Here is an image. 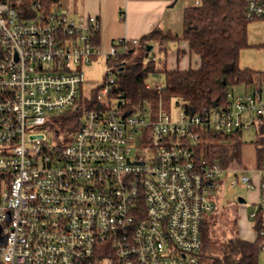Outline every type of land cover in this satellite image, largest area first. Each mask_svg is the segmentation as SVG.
<instances>
[{
  "label": "built area",
  "instance_id": "built-area-1",
  "mask_svg": "<svg viewBox=\"0 0 264 264\" xmlns=\"http://www.w3.org/2000/svg\"><path fill=\"white\" fill-rule=\"evenodd\" d=\"M246 16L264 19V0H247ZM98 29L95 15L62 6L24 17L0 0V264H201L212 192L235 172L229 188L257 192L255 220L264 168L257 180L239 176L241 167L197 160L195 146L202 132L243 133L264 118V82L194 114L179 105L174 117L161 105L128 109L108 67L99 105L61 130L55 118L82 108L83 68L102 54Z\"/></svg>",
  "mask_w": 264,
  "mask_h": 264
},
{
  "label": "trees",
  "instance_id": "trees-1",
  "mask_svg": "<svg viewBox=\"0 0 264 264\" xmlns=\"http://www.w3.org/2000/svg\"><path fill=\"white\" fill-rule=\"evenodd\" d=\"M21 16L33 17L47 14L52 8L63 6V0H12ZM247 0H202L201 5L189 4L184 8L181 34L156 27L143 34L137 43L120 39L113 42L118 53L107 56L106 63L111 69L120 92L127 100L128 109L143 110L146 104L157 110L163 102L176 106L184 105L188 114H194L228 102L227 94L234 87L254 86L264 82V72L240 66L241 51L249 46L246 16ZM177 42V54H195L199 58L197 67L169 68L167 65L169 43ZM186 44V49L180 43ZM160 45L163 56L159 59L151 54L154 44ZM92 44L100 48V29L94 32ZM127 50L122 51L124 46ZM152 45L151 51L148 47ZM156 45V44H155ZM97 55V54H96ZM163 75L165 84L160 89L147 88L146 82L152 77ZM84 98L81 109L70 110L55 118L57 128H74L85 108L99 105L97 94ZM86 100V101H85ZM260 136L255 141L257 168H264V118L257 126ZM245 142L242 133L202 132L195 146L197 160L205 159L223 166L243 161ZM263 213L258 212L254 227L258 234L255 241L238 236L228 239L221 246L213 237V222L204 218L202 224V247L199 252L201 264H259L260 253L264 249V234L260 225Z\"/></svg>",
  "mask_w": 264,
  "mask_h": 264
},
{
  "label": "rangeland",
  "instance_id": "rangeland-1",
  "mask_svg": "<svg viewBox=\"0 0 264 264\" xmlns=\"http://www.w3.org/2000/svg\"><path fill=\"white\" fill-rule=\"evenodd\" d=\"M191 0H187L189 5ZM248 43L249 46L244 48L240 54V66L242 68H250L257 71L264 72V19H254L248 24ZM157 44V43H155ZM154 44V48L151 51L152 55H155L157 59L163 56V52L160 50V45ZM179 44L177 42L169 43V51H177ZM106 56L99 54L92 59L90 65L83 68L85 74V83L83 86V93L85 97H90L96 89L100 88L106 81L107 63ZM195 67V65H193ZM150 80L155 85H164L165 78L161 74L157 77H152ZM233 92L235 95H243L245 93V86L239 85L234 87ZM157 110L152 108L148 103L145 109L157 113ZM161 108L164 112L170 113L175 117L177 116L181 108L177 107L172 102L161 103ZM253 125L250 129L244 130L242 133V140L245 142L243 148V161L241 164L234 163L226 166L228 168L241 167L239 176L253 177L255 180L258 178L257 174V157L255 141L260 136L259 128ZM67 135V132H62L59 137L55 138V141L62 140ZM51 136V135H50ZM135 145H133L135 150ZM236 178L235 172H230L229 175H225L220 182V186L217 190L212 192V202L215 208L211 213L207 214V219H211L213 222L212 230L213 237L221 246L228 239L238 236L248 241H255L258 231L254 227L256 220L251 217V213L256 211V198L257 192L255 190H248L245 185H237L234 188H229L230 181ZM242 196L246 199V203H239L238 197ZM260 225L264 223L263 218H260ZM262 223V224H261ZM259 264H264V249L260 253Z\"/></svg>",
  "mask_w": 264,
  "mask_h": 264
},
{
  "label": "crops",
  "instance_id": "crops-1",
  "mask_svg": "<svg viewBox=\"0 0 264 264\" xmlns=\"http://www.w3.org/2000/svg\"><path fill=\"white\" fill-rule=\"evenodd\" d=\"M191 4V3H189ZM187 0H63V7L73 17L95 15L100 21V51L106 55L113 42L120 39H139L156 27L182 33L184 8ZM157 45V44H156ZM186 49L185 43H180ZM169 68L197 67L199 58L177 51L168 52Z\"/></svg>",
  "mask_w": 264,
  "mask_h": 264
},
{
  "label": "water",
  "instance_id": "water-1",
  "mask_svg": "<svg viewBox=\"0 0 264 264\" xmlns=\"http://www.w3.org/2000/svg\"><path fill=\"white\" fill-rule=\"evenodd\" d=\"M152 48H153V46L150 45V46L148 47V51H151ZM238 202L241 203V204L246 203V199L243 198L242 196H240V197H238Z\"/></svg>",
  "mask_w": 264,
  "mask_h": 264
}]
</instances>
